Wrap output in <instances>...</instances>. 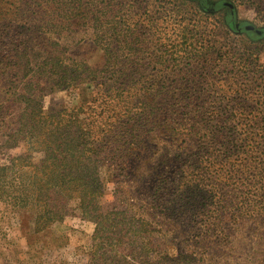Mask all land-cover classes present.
<instances>
[{"label": "rangeland", "instance_id": "obj_1", "mask_svg": "<svg viewBox=\"0 0 264 264\" xmlns=\"http://www.w3.org/2000/svg\"><path fill=\"white\" fill-rule=\"evenodd\" d=\"M69 115L114 123L115 136L120 119L125 145L138 144L99 166L88 214L72 197L44 225L34 223L44 205L8 202L0 178V264H114L94 250L96 204L154 226V189L178 194L209 145L243 161L221 189V264H264V0H0V143L16 137L0 147V168L31 179L44 154L28 130ZM118 247L126 264H146Z\"/></svg>", "mask_w": 264, "mask_h": 264}, {"label": "trees", "instance_id": "obj_2", "mask_svg": "<svg viewBox=\"0 0 264 264\" xmlns=\"http://www.w3.org/2000/svg\"><path fill=\"white\" fill-rule=\"evenodd\" d=\"M102 100L105 101L103 98ZM78 118V115H69L68 120L53 119L48 126L30 127L28 133L34 139L33 144L44 154L43 158L37 161L36 170L30 175L31 179L25 178L18 171L11 175L12 169H8L7 166L0 168L5 171L4 175L0 176L3 187L1 194L8 202L29 204L32 209V204H35V207L44 205L41 210L44 213L36 214L34 218L37 225L47 224L50 219L46 214L57 216L58 212L53 209L62 212L66 202L72 197L78 199L80 209L88 214L89 201L92 198L90 195H98L101 189L99 166L101 164L117 166L120 163L118 155L127 154L128 150L133 149L132 146L135 148L138 144L130 140L128 145H125L126 141L122 138L127 129L123 128L120 119H117L116 125L120 127L115 136L114 123L98 129L91 125L89 127L79 125ZM94 134H97V137L90 141L89 137ZM204 136L206 139H213L215 134L213 131L209 135L208 131ZM218 137L216 139H219ZM15 139L16 137L9 134L2 140L0 147ZM206 152L205 159H201L195 166L196 172L191 171L193 177L186 180L189 185L178 190V194L170 195L169 198L165 197L160 188L154 189L149 206L150 215L154 219L158 218L154 226L152 221L147 219L134 220L132 217H125L122 210H103L95 202L98 221L94 238L98 236L97 239L100 238V241L94 245V250L103 248L100 257L105 253L113 254L116 255L114 264L128 263L117 252V249L121 248L118 246L121 245L133 253L139 250L145 254L146 264H221L222 261L226 263L225 258L228 257L226 251L218 252L220 248L230 245V241L227 244V235L220 220L218 221V212L223 206L224 197L221 195V189L226 180H234L237 174L242 173L238 172V168L243 161L235 157L230 160L232 163H229V158L223 156L221 147L215 148V145H209ZM17 158L24 160L25 156L19 155ZM255 166L257 168V164ZM261 168H264V164ZM262 169L260 171L264 174ZM241 184L237 186L236 183L233 188L238 190ZM261 184L264 185L263 176ZM202 198L204 202L200 203L199 200ZM189 212H192L194 217L179 222L180 219L187 217ZM204 215L206 218L202 219ZM105 222L107 225H104ZM107 228H113L108 234V238L112 240L105 243L106 239L103 240L102 237ZM152 255L156 258L151 259ZM242 260L245 261L243 257H238L234 263H240Z\"/></svg>", "mask_w": 264, "mask_h": 264}]
</instances>
